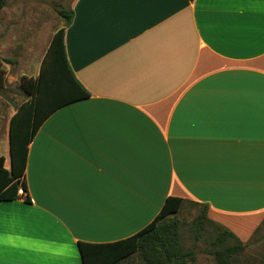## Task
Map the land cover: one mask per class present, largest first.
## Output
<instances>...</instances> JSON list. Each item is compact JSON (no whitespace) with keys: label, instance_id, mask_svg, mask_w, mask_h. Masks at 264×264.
Listing matches in <instances>:
<instances>
[{"label":"crops","instance_id":"1","mask_svg":"<svg viewBox=\"0 0 264 264\" xmlns=\"http://www.w3.org/2000/svg\"><path fill=\"white\" fill-rule=\"evenodd\" d=\"M71 9L65 54L89 97L31 140L24 196L0 201V264H82L79 242L137 234L168 197L207 205L248 242L264 221V0ZM11 116L0 121L5 168Z\"/></svg>","mask_w":264,"mask_h":264},{"label":"trees","instance_id":"2","mask_svg":"<svg viewBox=\"0 0 264 264\" xmlns=\"http://www.w3.org/2000/svg\"><path fill=\"white\" fill-rule=\"evenodd\" d=\"M6 5L0 0V9ZM64 26L52 36L42 57L36 77L22 76L19 87L26 99L20 103L9 123V168L0 157V201L16 200L17 191L26 192L24 181L28 147L43 121L59 107L89 97L71 71L64 48V30L71 23L73 10L58 9ZM4 86V71L0 63V89ZM24 201L29 203L26 196ZM186 204L197 209L189 223V232L196 240L207 242L214 250L215 264H238L239 257L250 245L264 221L254 231L251 239L242 243L232 232L207 217V205L183 198L168 197L155 219L137 234L111 244L78 243L82 264H186L193 257L185 250L183 228L187 225L179 216ZM136 259V260H135ZM245 264H264V255L251 258Z\"/></svg>","mask_w":264,"mask_h":264},{"label":"rangeland","instance_id":"3","mask_svg":"<svg viewBox=\"0 0 264 264\" xmlns=\"http://www.w3.org/2000/svg\"><path fill=\"white\" fill-rule=\"evenodd\" d=\"M5 1L6 5L0 9V63L4 71V86L0 89V121L7 120L26 99L19 87L20 78L35 73L53 34L64 26L56 10L72 8L75 0ZM2 153L8 159L9 154L5 148ZM196 212L194 206L186 204L179 216L183 223H187L183 228L186 239L184 248L193 251V257L187 258L186 264H215L211 255L214 249L202 239L196 241L189 232V223ZM263 255L264 225L240 255L238 264H245L251 258L260 259ZM134 264L140 263L136 261Z\"/></svg>","mask_w":264,"mask_h":264},{"label":"built area","instance_id":"4","mask_svg":"<svg viewBox=\"0 0 264 264\" xmlns=\"http://www.w3.org/2000/svg\"><path fill=\"white\" fill-rule=\"evenodd\" d=\"M17 195L20 197L24 196V192L21 188L17 191Z\"/></svg>","mask_w":264,"mask_h":264}]
</instances>
